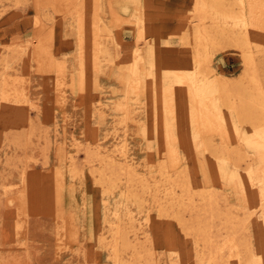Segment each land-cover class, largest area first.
<instances>
[{"label": "rangeland", "instance_id": "rangeland-1", "mask_svg": "<svg viewBox=\"0 0 264 264\" xmlns=\"http://www.w3.org/2000/svg\"><path fill=\"white\" fill-rule=\"evenodd\" d=\"M240 1L0 0V264H117L112 234L131 241V217L142 240L134 249L121 241L128 264H264V131L239 121V99L210 90L200 100L191 83L218 74L254 90L238 46L247 33L264 85V0H243L245 20ZM215 31L222 47L205 51L202 34ZM119 142L160 196L167 174L188 170L194 203L178 189L181 200L160 216L138 180L143 200L99 182L97 148ZM197 186L216 202L211 234L222 251L206 249L201 263L195 233L186 237L176 218L206 220Z\"/></svg>", "mask_w": 264, "mask_h": 264}, {"label": "bare ground", "instance_id": "bare-ground-1", "mask_svg": "<svg viewBox=\"0 0 264 264\" xmlns=\"http://www.w3.org/2000/svg\"><path fill=\"white\" fill-rule=\"evenodd\" d=\"M211 1V0H210ZM221 2V1H220ZM225 2V1H224ZM244 1L241 0L240 1V10H241V18H243L245 20V17H246V14H245V11H244ZM215 10V14L216 17H218V12L220 11V7L215 4L214 8ZM203 11V10H202ZM224 13L228 16L230 14V11L227 10V11H224ZM214 17L213 18V25L216 29H219V21L217 20L218 18ZM203 18L204 16L202 15V12L201 11H198L197 12V16L195 17V22L198 23L199 26H202L203 24ZM229 18H230V15H229ZM194 21H192V23H195ZM247 23L244 22V31L245 32H248L249 33V29L248 27L246 26ZM238 26V25H237ZM225 27V26H224ZM235 28V26H234ZM241 28V27H240ZM239 29V28H238ZM241 30V29H240ZM220 31V30H219ZM223 31V30H222ZM244 31H242L243 33H245ZM216 32V31H215ZM239 33L238 34H241L240 31H238ZM235 33H237L235 31ZM221 34V33H220ZM219 34V32H216V33H213V35L209 34V33H206V32H203L202 34V38L203 41H202V44H203V47H204V50L205 51H208V49L210 47H214L215 49V46H219L222 42V39H221V35ZM231 34V33H230ZM237 34V35H238ZM232 35V34H231ZM235 35V34H234ZM242 35V34H241ZM248 35L247 33L245 34V36ZM240 36V35H238ZM244 37V39H240L241 42H239V44L237 43V41H235L238 46L241 48L242 52H243V55H244V62H245V75L247 77H249L251 83L255 85V89L253 90V87H251L252 91L243 86L242 84L240 85H235V86H231L229 83H228V77L226 76H223V75H216V77L213 79V80H210L209 77L207 75H199L198 73H195L194 76L192 77L191 79V83L193 85V88H194V92L195 95H197L198 97H200V100H205L207 97H208V93L210 90H212L213 92H218L221 97L222 96H226L229 99H239L238 102H239V105L236 106V112L238 113L237 115L239 116V121H246V122H251L252 125H254L255 127V130L257 132H260V131H264V85L262 86V82L260 81L261 77L260 76V71H259V76H258V71L256 68V57H255V53H256V50L254 49L253 46L250 45V42L247 40V37ZM236 36H234L235 38ZM239 38V37H238ZM239 40V41H240ZM233 42V41H232ZM254 44V43H253ZM235 45V43H234ZM255 45V44H254ZM221 46V45H220ZM256 46V45H255ZM222 47V46H221ZM258 47V45L256 46ZM255 47V48H256ZM213 50V49H211ZM210 50V51H211ZM262 51V50H261ZM212 52V51H211ZM208 53V52H207ZM136 54V53H135ZM210 54V53H209ZM135 56V55H134ZM258 56V55H257ZM206 60L210 58V56L208 57V55L205 57ZM259 63V62H258ZM258 65V64H257ZM135 67V66H134ZM209 67V66H208ZM137 68V67H136ZM138 70V69H136ZM262 72V71H261ZM243 73V74H244ZM241 74V76L243 75ZM239 76V77H241ZM264 76V75H263ZM214 77V75H213ZM238 77V78H239ZM233 78V77H232ZM242 78V77H241ZM240 80V79H238ZM237 80V81H238ZM248 80V78H247ZM230 81V80H229ZM236 81V83H237ZM243 81V80H242ZM246 80H244L245 82ZM239 83V82H238ZM237 83V84H238ZM249 84V81L247 82ZM264 83V82H263ZM248 84H245V85H248ZM253 85V86H254ZM210 94V93H209ZM194 95V96H195ZM212 96V95H211ZM217 99V98H216ZM208 100V99H207ZM221 101V100H220ZM227 101V100H226ZM233 101V100H232ZM228 102V101H227ZM236 103V101H234ZM234 102H232V104H234ZM210 103V102H209ZM212 103V102H211ZM226 105V103H224ZM228 105H230L229 103H227ZM212 105V104H211ZM229 107V106H228ZM231 107V106H230ZM233 109L235 108L232 107ZM235 110V109H234ZM263 137V136H262ZM244 138V137H243ZM209 142V141H208ZM122 142H119L117 144H115L112 148H108V149H111L110 151L107 149H104L106 147H102L105 151V153H102L101 151V146L99 148H97V152L99 154L102 155V158H101V162L103 164V168L102 170L99 172V177H98V180L99 182H101L103 185H107L108 187H112V188H116V187H119L121 188V194L124 195L125 197H127V199H142V197H139L141 196L142 193L144 192H150V194H152L154 197V201L155 203L157 204V208H158V211H159V215H165L167 212H168V209L172 206H174L175 204H177L179 202V200H181V197L178 196V192L177 190L178 189H181L182 193L183 194H186L188 195V199L190 202L194 203L195 199L194 198V193H193V190H192V185H191V181L190 180V176L189 178L187 177L188 176V170L186 169H183L182 171L180 172H177L176 174L174 175H166V184L167 186L164 188V195L163 196H160L159 195V192H160V187L159 185H156L155 188L152 187L154 184H151V182H148L146 180V178L144 176H141L139 174V171L137 169V165L134 163V161H132V159H130V155L127 154L126 150H125V144H121ZM121 144V145H120ZM212 144V143H211ZM208 145V143H207ZM206 145V147H207ZM210 145V144H209ZM77 147V146H76ZM211 147H213V145H211ZM234 151L236 148H233ZM216 150V149H214ZM109 151V152H108ZM233 151V152H234ZM211 152V151H210ZM224 152V151H223ZM212 153H215L212 152ZM228 153V152H227ZM237 154V153H236ZM215 155H218L215 153ZM224 155V153L222 154ZM229 155V154H228ZM239 155V154H238ZM245 155V153H244ZM71 157V156H70ZM130 157V158H129ZM232 157V155H231ZM236 157V156H235ZM240 157V155H239ZM238 157V158H239ZM242 157V156H241ZM247 157V156H246ZM226 158H229L228 156ZM235 159V158H234ZM233 159V160H234ZM240 159V158H239ZM242 159V158H241ZM240 160H237L236 161H239L238 164L240 163ZM247 160V159H246ZM75 167V166H74ZM244 167V165H243ZM242 167V168H243ZM188 169V168H187ZM73 171H76L75 169H73ZM191 171V170H189ZM165 179V178H164ZM139 181L140 183V187L142 189V193H139V191L136 189V181ZM194 182V180H193ZM139 185V184H138ZM195 185V184H194ZM107 187V188H108ZM198 187V191L197 193H199L200 196L203 197L202 200H204L205 204H206V208L202 209L203 211V214L205 215V221L203 219V217L201 218H198L197 220L196 217L198 216H194V220L195 221H190L188 219L187 216H185L184 214L183 215H178L176 216L179 224L181 225L180 227H182L183 231L185 232V235L186 237H193V234L195 233V238H192L194 241L192 243L193 245V249H194V252L196 253V255L194 256V260H197L199 263L203 262L206 258H207V252H206V249H209L210 253H214L215 251L217 252H222L220 251L221 250V247L219 246H216V243L214 242L213 240V237H212V234H211V227L213 226V220H215L218 216H219V213H215L214 212V209H213V206L215 205L214 204V199L212 198V195L209 196L208 198H205V189L203 188V186H197ZM108 188V189H110ZM196 188V187H194ZM208 191V190H207ZM209 192V191H208ZM214 193V191H213ZM217 193V192H216ZM217 198V197H216ZM215 198V199H216ZM219 198V197H218ZM200 200V199H198ZM201 200V201H202ZM202 203V202H201ZM216 203V202H215ZM140 204V203H139ZM180 204V203H179ZM185 204V203H184ZM214 204V205H213ZM219 204V203H218ZM155 206V207H156ZM198 206V205H197ZM185 207V206H184ZM200 207V206H199ZM177 208V207H175ZM216 208V207H215ZM179 210L181 209L180 206L178 208ZM199 209V208H198ZM201 209V208H200ZM199 209V210H200ZM197 210V211H199ZM221 211V210H219ZM238 211V210H237ZM201 212V210H200ZM184 213V212H183ZM148 214V213H147ZM190 214V213H189ZM197 214V213H195ZM201 214V213H199ZM176 215H177V212H176ZM203 215V216H204ZM193 216V215H192ZM209 216V217H208ZM149 217V214L146 218V220L148 219ZM248 217V216H247ZM175 218V219H176ZM193 218V217H192ZM249 219V217H248ZM222 220V219H221ZM233 218L232 217H229V218H226L225 221L223 222L224 223H228L230 221H232ZM131 221L133 223L132 225V230L131 232H133L134 236L133 238L130 240V238H128V236L124 237L122 239V236L119 234V232L117 231L116 233H113L112 234V243H110L111 247H112V252L114 253V258L116 259V263L117 264H128V262H126L125 260H122V257L120 256L119 254V250H120V244H121V241H122V244L123 245H129V247H133L136 248L137 247V244H139L142 240V238H140V235H141V232H138L140 230L139 228V224L136 223V220L131 217ZM223 221V220H222ZM234 221V220H233ZM142 223V222H141ZM212 223V224H211ZM236 223V222H234ZM237 224V223H236ZM145 225V224H144ZM240 225V223H239ZM223 226V225H221ZM119 227V226H118ZM216 227V226H215ZM225 227V225H224ZM223 227V228H224ZM227 227V226H226ZM231 227V226H230ZM229 227V228H230ZM244 227V226H243ZM242 227V228H243ZM122 228V227H120ZM119 228V229H120ZM241 228V227H240ZM123 229V228H122ZM122 229H120L122 231ZM213 229V228H212ZM227 229V228H226ZM233 229V228H232ZM124 230V229H123ZM126 230V229H125ZM130 230V229H129ZM127 229V231L130 233ZM231 230V229H230ZM228 230V231H230ZM236 230H237V226H236ZM235 229H233V232L232 234H234V237L235 235L240 232L239 230L236 231ZM126 231V232H127ZM213 231V230H212ZM221 231V229H220ZM232 231V230H231ZM123 232V231H122ZM122 232H120L122 234ZM125 232V233H126ZM128 232L126 234H128ZM145 234V230L142 231V234ZM125 233H123V235H125ZM221 233V232H220ZM248 233V232H247ZM227 234V233H226ZM231 234V233H230ZM239 234V233H238ZM222 235V234H221ZM219 235V236H221ZM229 235V234H228ZM217 236V235H216ZM215 236V237H216ZM231 237V236H230ZM236 238V237H235ZM122 239V240H121ZM247 239V238H246ZM263 239V238H262ZM133 240V241H132ZM104 241V240H103ZM216 241V240H215ZM247 242V241H246ZM251 243V242H250ZM249 243V244H250ZM241 244V243H240ZM248 244V246H249ZM133 245V246H132ZM243 244H241L242 246ZM247 245V244H246ZM260 245V244H259ZM136 246V247H135ZM141 246V245H139ZM240 246V248H241ZM110 247V246H109ZM110 247V248H111ZM123 247V246H122ZM121 247V248H122ZM247 247V246H246ZM251 247V246H249ZM261 247V246H260ZM127 248V247H126ZM146 248V247H145ZM143 247V249H145ZM226 248V246H225ZM239 248V247H238ZM215 249V250H214ZM246 250V248H244ZM252 249V248H251ZM123 250V249H122ZM125 250V249H124ZM123 250V251H124ZM139 250V247L138 249ZM142 250V249H140ZM148 250V249H147ZM225 250V249H224ZM131 251V250H130ZM146 252V250H144ZM132 250V254H134ZM148 252V251H147ZM152 252V251H151ZM216 252V254H217ZM245 252V251H244ZM121 253V252H120ZM137 251L135 252V255H136ZM144 253V252H143ZM241 253V251H240ZM253 253V252H252ZM145 254V253H144ZM143 254V256H144ZM181 254V252H180ZM223 254V253H222ZM139 255V253L137 254ZM136 255V256H137ZM142 255V253H141ZM221 255V254H220ZM240 255V254H238ZM242 255V254H241ZM133 256V255H132ZM135 256V257H136ZM145 256H149V255H145ZM150 256L152 257L153 256V253L151 254L150 253ZM245 256V255H244ZM248 256V255H247ZM134 257V256H133ZM138 257V256H137ZM209 257V256H208ZM216 257V256H215ZM229 257V256H228ZM146 258L148 257H145V260ZM190 256H186L185 258H182V256H180L179 260H177V263L176 264H186L188 262L189 264V259ZM213 257H211L209 260L210 262L212 261L213 262ZM239 258V257H237ZM248 258V257H247ZM247 258L245 257V259L247 260ZM256 258V257H255ZM137 260V258H135ZM134 259V260H135ZM139 261L141 260V258L139 257L138 258ZM143 259V257H142ZM149 259V260H148ZM147 261L148 263L147 264H153L150 261V258H148ZM209 259V258H208ZM260 258H258V261H259ZM154 258L151 260L153 261ZM193 260V261H194ZM239 260V259H238ZM242 260V259H241ZM257 260V259H255ZM132 261V260H131ZM130 261V263H131ZM144 261V259H143ZM156 261V260H155ZM263 261V260H262ZM133 262V261H132ZM184 262V263H182ZM186 262V263H185ZM215 262V261H214ZM241 262V261H240ZM239 262V263H240ZM251 262L253 263L252 259H251ZM224 263V262H223ZM231 263V262H230ZM138 264V263H136ZM140 264H142V262H140ZM145 264V263H144ZM235 264V263H233ZM255 264V263H254ZM258 264V263H257Z\"/></svg>", "mask_w": 264, "mask_h": 264}]
</instances>
